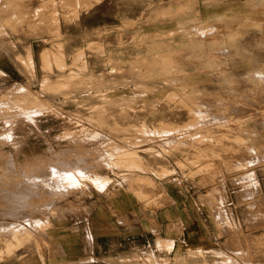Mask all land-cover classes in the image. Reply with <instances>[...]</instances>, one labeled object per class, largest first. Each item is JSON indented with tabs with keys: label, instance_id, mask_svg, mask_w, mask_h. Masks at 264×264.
I'll return each mask as SVG.
<instances>
[{
	"label": "crops",
	"instance_id": "obj_1",
	"mask_svg": "<svg viewBox=\"0 0 264 264\" xmlns=\"http://www.w3.org/2000/svg\"><path fill=\"white\" fill-rule=\"evenodd\" d=\"M228 36L237 42H221ZM261 37V0H0V104L14 100L21 87L30 98L47 103L43 111H30L32 119L0 108V179L9 155L21 164L39 158L31 145L33 133L45 142H61L55 152L70 150L73 158L76 150L105 146L96 134L110 132L115 119L127 130L157 114L161 123L186 128L162 137L164 144L169 138L189 140L198 126L187 125L197 122V115L190 108L173 112L163 101L185 100L192 107V100H200L207 110L227 99L234 118L231 140L214 137L202 145L214 149L209 156L189 144L161 155L142 149L147 170L111 174L103 190L88 180L86 190L63 195L67 204L57 198L61 213L43 233L37 232V218L44 219L49 195L34 199L41 203L34 226L23 219L17 222L37 232L35 238L0 264H245L237 254L240 239L251 248L253 264H264V254L256 255L254 248L264 234V171L239 170V154H232L231 165L214 158L229 154V148H246L236 133H242L243 142L264 147L255 143L264 140L252 139L264 132L256 130L254 120L242 131L234 125L254 112L248 110L256 98L248 77L264 63V49L257 43ZM192 39L204 47L201 51L230 52L232 58L193 60L186 55ZM214 39L220 43L213 44ZM47 52L48 62L43 57ZM220 67L234 73L231 91L213 90L227 81L207 69ZM176 68L182 74L175 75ZM46 77L55 90L43 86ZM241 83L247 86L238 90ZM193 84L205 91L192 92ZM12 174L13 185L19 178ZM145 176L155 185L145 187L149 195L142 199L133 185ZM8 191L0 189V213L11 208ZM14 221L0 215V222Z\"/></svg>",
	"mask_w": 264,
	"mask_h": 264
},
{
	"label": "rangeland",
	"instance_id": "obj_2",
	"mask_svg": "<svg viewBox=\"0 0 264 264\" xmlns=\"http://www.w3.org/2000/svg\"><path fill=\"white\" fill-rule=\"evenodd\" d=\"M251 1H254V0H251ZM78 3H81V0H78ZM261 3H262V6H264V0H261ZM212 26L217 27L215 24H213ZM242 37L243 36L238 37V38H242ZM256 38L258 39L260 37H256ZM261 38H262V40H260V42H257V43L261 44L263 49H264V37H261ZM236 39H237V37H235V36H233V37L228 36V37H225L223 40H221V42H224V43H233L234 42V43H236L237 42ZM212 42H213V44H219L220 40L214 39ZM199 43L200 42H198L195 39L191 40V42H190V44H192L191 49H192V51H194L193 52L194 54L192 53V51L187 52L186 53L187 57H189L193 60H205V59H209V60L219 59V60H221L223 57L224 61L226 60V58H229V59L232 58V53H230V52L206 53L204 51H201L204 47L202 45H200ZM197 50H200V51H197ZM191 54L193 55V58H192ZM234 54L240 55V57L244 56V53H242V52H239V53L236 52ZM176 55H178V53H176ZM43 56H44V59L47 61L50 55L47 52ZM163 56L165 59H168V55H163ZM257 57H260V56L257 55ZM262 57H263V55H262ZM178 70H179V68L175 69V72H174L175 75L182 74V72H180ZM207 70L209 71V73L214 72V73H218L220 75H224L225 79L227 81V84H224V85L223 84L218 85V86L214 85L213 90H224V91L225 90H227V91L232 90V86H233L232 85V83H233L232 76L234 75V73H232L231 68H225V67L221 68L220 67V68H209ZM256 72H258L260 74H257L256 78H255V77H253V75H254V73L256 74ZM245 74H247V72ZM248 79L250 81L254 82V83L251 82V86H254L253 92L254 91L256 92V93L254 92L255 93L254 96L256 98L254 99V101L253 100L251 101V103L249 105V109H248V110H250V113L252 111H254V112H252V115L249 114V115H246L245 117L242 116L239 119V121H236V123L234 125H235V127H238V129H240V131H242L246 122H248L249 120L250 121L254 120V123L256 124V130H259V129L264 130V63H260L259 66L255 67L254 69H251V73H250ZM256 79L258 82L256 81ZM49 83H50V81L46 77L43 81V86L50 87L51 89L55 90V85L49 84ZM172 86H174V85H172ZM182 86L183 85L180 86L181 90L186 91L187 87L186 86L182 87ZM236 86H237L238 90H243L242 87L247 86V85L241 83L239 85L237 84ZM239 86L241 87L240 89H239ZM199 89L200 88H197L196 85H194V84L192 85L191 90L192 91L194 90L193 92H199ZM27 90L25 87L19 88V90H17L15 92L17 94L15 99L9 100V101H7V99H5L7 102L5 101L6 102L5 105L0 104V108H7L8 107V108H10V111L13 108V110L18 114V116H26L27 118H30V119H32V115L30 114V111L32 109H36L37 111H43V110L47 109V103L45 101L38 100L37 98H35V99L30 98ZM204 90L205 89H202V90L200 89V91H204ZM239 100L240 101H238V103H244V100H242V99H239ZM228 101L229 100H227V99L216 101V102H223L222 103L223 106L214 105L213 109H207V110L202 109V104H201L202 101H200V100H195V99L192 100L191 101L192 107L188 105L189 101H185V100H182V101H180V100L163 101L169 107L172 108L173 112H178L181 109L190 108L191 112L194 115H197L196 116L197 122H191L187 126H193V127L198 126L195 133H192L191 136H189L190 137L189 140H186V139H188V138H186L185 140L175 139L173 141L171 138H169V139H167L168 141L166 140V142H165V144L167 143V146L162 142V137H166L169 134H173V133L175 134V133L181 132L186 128H183L185 126L181 127V126H176V125H172L169 123H161V121L158 120L157 114H152L149 117H147V116L143 117L144 122H142L141 125L143 123H144V125H142V126L139 125L138 127L135 125L133 127V129L128 127L127 130L120 126V123L117 119L113 120V125H112L113 127H111L110 132H107V133L103 132V133H97L96 134V139L97 140L101 139V140L105 141V146L98 147L92 151L91 150H82V149L76 150L75 155L77 157L75 156L74 158H72L70 156L71 155L70 150L68 152L69 154L66 152H60V153L55 152L56 151L55 146H57V144L61 145V142L56 141V139H54L53 141L50 140L49 142L48 141L45 142V140L43 141V138H38L37 134L33 133L32 139H34L35 141H33L31 145H33L35 148V149H33V151L36 152V154L34 156H36V157L38 156L39 158L38 159L35 158V161L33 163L21 164V163H17L15 161V159L13 158V155H9V157L4 162V166L2 169V172H3L2 175L3 176H1V179H0V186H1L0 189L1 190H8L7 187H5L1 181L3 179L2 177H4V172L6 170H9L12 173L13 172L16 173L19 180L23 181L24 184H28V186L32 189L31 190L32 195H31V193H29L26 190V187H22L25 190L18 188L19 189L18 191L16 190V191L12 192L10 190L6 194V196H8V201H9V204L11 205V208H8L7 210L5 209L6 211L5 210L1 211L0 215L10 216L12 218H15L16 221L10 222V223L0 222V230L6 229V232L0 231V240H1L0 241V250H1L0 253L6 257L7 254H6V252L4 253V251L6 249L10 252V254H12L18 247H20V245H18V241L20 239L25 238V234H24L25 231L30 230V231L35 232L31 228L26 227V226L22 225L21 223L17 222V221H20L23 219V220L28 221L31 224V226H32V224L34 226V224H35L34 212L37 210L38 211L41 210V205H39L41 203L38 202V203L32 204L33 206L31 205L32 215H31L29 208H27L28 211H26L24 216H23V212H21L22 209H25L24 204H26V202L28 203V200L30 198L34 201V199H41V198H43V196L48 194L49 195L48 200L45 203L47 208H48V211L46 212L44 218H46V216H48V215H50L51 217H55L56 215H60V213H61V212H59V208L61 210V207L59 206V208H58L56 205L57 198L61 199L59 204H65V203L67 204L68 203V197L65 198V197H63V195L69 194L72 191V189H77L79 191L86 190L88 188V180H90L92 182V184H94L96 186V188H98L99 190H103L111 182V180H112L111 174L118 177L120 170H122L123 173L136 172L138 169L139 170L140 169L147 170L148 168L144 166L142 156L139 154L140 150H142V149H145V151L151 150V151H154L155 153L161 155V153H170L172 150L178 149V147H181L184 144H189L191 146H194V148L201 155H208L210 152L214 153V149L211 146L203 147L202 144L204 145V144H207V142L213 141L214 137L215 138L219 137V138H223V139L228 138L230 140H231V138H233L232 137V131H233L232 122H233L234 118H233V116H231L230 110L227 109L230 105V103L228 104ZM8 102H9V104H8ZM112 104L114 105L115 102H113ZM261 108H262V110H261ZM0 113H3V111H0ZM214 114L215 115L218 114V115L215 116ZM198 115H200V117H198ZM206 118H210V119L207 120ZM212 119H214L215 121L214 120L212 121ZM100 121L103 123L104 117H100ZM201 122H202V124H201ZM207 122H211L213 125L208 126L209 123H207ZM229 123H231V124H229ZM205 125L210 127V129L208 127L206 129H203V127H205ZM215 125H216V127H214ZM211 127L214 130V131L212 130L213 132L211 131ZM199 131H200V133H199ZM202 131L204 133H207L210 131L209 132L210 134H208V133H207L208 135L203 134ZM215 131H217V132H215ZM212 133H213V135H212ZM262 133L263 134H261V135L257 133L256 135H254L253 138L252 137L251 138L254 140H257V141L258 140H264V132H262ZM196 134H198V135H196ZM201 134H202V136H199ZM194 135H196L197 138ZM1 137L7 138L6 135H4V134H2ZM235 138L238 139L239 142L244 143L246 145V148L240 147L238 149H233V151H232V148H229V150H228L229 154H227V153L226 154H214V158L219 157L226 164L227 162H229L230 159L233 158L232 154L235 153L234 158H237L236 154H239V160L241 161L239 170L242 171V170H247V169L251 168L252 170H255L258 172L264 171V147L252 145L250 142H247V141L243 142L245 139H244L242 133H239V134L236 133ZM255 143L257 145H262V144L264 145L263 142H259V141L255 142ZM128 145H129V147L133 146L134 148H126ZM241 145H243V144H241ZM226 149H228V148H226ZM246 150H248V151H246ZM250 150H252V151H250ZM98 154L101 156L102 159L100 157L98 158V156H99ZM103 154H105V155H103ZM67 155H69V157ZM89 156H91V157H89ZM249 156H255L253 162H249V160H248ZM81 157H82V159H81ZM206 157L204 159H206ZM69 158L72 159L73 161L68 160ZM19 159L22 160V158H19ZM49 159H60L63 163H65L67 165L66 168L69 171H68V174H63V176H67V177L60 178L59 177L60 175H56V174H51L49 177H47L46 174L39 172V168L43 165L42 163H44V161L49 160ZM75 160H77V161H75ZM41 161H43V162H41ZM73 162H77V163L75 164ZM70 165H71V168H70ZM229 165H231L230 162H229ZM4 169H6V170H4ZM77 169L79 170V172L77 171ZM81 169L82 170L84 169V170L82 171ZM216 169L213 168V169H210V171L213 172V171H216ZM229 169L231 170V166H229ZM82 172H84L85 175ZM71 174H72V176H70ZM78 174H80V175H78ZM138 179H140V180H138L137 184L133 185V187L138 189L139 197L144 199V198L148 197V195H149V193H147L145 191V189H146L145 187H151V186H154L155 184H154L153 179L150 176L149 177L148 176L140 177ZM60 183H62V184L60 185ZM68 185H69V187H68ZM158 192L160 193L161 191H158ZM24 200H26V202ZM34 205H38V206L35 207ZM37 220H38V218H37ZM39 220L37 221L38 222L37 232L43 233L45 228L48 227V225H45V221H44L45 219L40 220L42 223ZM42 224H44V225H42ZM12 232L15 233V236H14V234H12ZM4 240L7 243L3 245ZM8 240H10V242H8ZM240 242H241V245L237 249V254L239 255L240 259L243 260V262L245 264L256 263L255 260L253 259L254 255L250 253L251 248L244 245L241 239H240ZM255 243L256 244H255L254 248L256 250V255H260V254L263 255L264 254V234L261 235L260 237H258ZM243 247L245 249H247V253H245ZM10 248H11V250H10ZM12 250H14V251H12ZM5 257L0 258V260L4 259ZM229 259L230 258H226V260H229ZM204 261H206V264H209L207 260H204ZM186 262H187V264H190L189 261H186ZM225 263H227V262L222 261L220 264H225ZM193 264H201V263H199L197 261Z\"/></svg>",
	"mask_w": 264,
	"mask_h": 264
},
{
	"label": "bare ground",
	"instance_id": "obj_3",
	"mask_svg": "<svg viewBox=\"0 0 264 264\" xmlns=\"http://www.w3.org/2000/svg\"><path fill=\"white\" fill-rule=\"evenodd\" d=\"M96 1V0H95ZM91 6H92V4H91ZM29 15V14H28ZM25 16V15H24ZM56 17V16H55ZM24 18V17H23ZM23 20V19H22ZM22 20H20V21H22ZM18 22V21H17ZM206 28H207V26H206ZM203 31V30H202ZM212 31V30H211ZM215 32V31H214ZM201 33V32H200ZM203 33V32H202ZM201 33V34H202ZM212 33V32H211ZM202 36V35H201ZM194 51H192V53H193ZM194 54V53H193ZM189 55V54H188ZM192 55V54H191ZM196 55V54H195ZM44 57V56H43ZM196 57V56H195ZM192 58H193V55H192ZM256 76V75H255ZM259 79V78H258ZM256 81H257V79H256ZM258 82V81H257ZM261 84V83H260ZM197 90V89H196ZM202 90V89H201ZM254 90V89H253ZM194 91V90H193ZM192 91V92H193ZM199 91H200V89H199ZM205 91V90H204ZM255 92V91H254ZM256 93V92H255ZM188 94V93H187ZM196 94V93H195ZM198 94V93H197ZM196 94V95H197ZM193 95H194V93H193ZM217 99V98H216ZM213 100H215V99H213ZM237 101H240V100H237ZM247 101V100H246ZM229 104V103H228ZM225 105V104H224ZM223 106V105H222ZM249 106V105H248ZM237 107V106H236ZM257 107V106H256ZM238 108V107H237ZM213 109V108H212ZM224 109V108H223ZM216 110V109H215ZM235 110V109H234ZM246 110V109H245ZM261 110H262V108H261ZM214 111V110H213ZM212 111V112H213ZM226 111V110H225ZM237 111V110H236ZM242 111V110H241ZM219 112V111H218ZM224 112V111H223ZM240 112V111H239ZM237 113V112H236ZM257 113V112H256ZM213 114V113H212ZM215 115V114H214ZM216 115H218V114H216ZM215 115V116H216ZM238 116V115H237ZM209 117V116H208ZM212 117V116H211ZM217 118V117H216ZM207 120L208 119H210V118H206ZM223 119V118H222ZM226 119V118H225ZM214 119H212V121H213ZM203 121V120H202ZM215 121V120H214ZM204 123V122H203ZM208 123V122H207ZM201 124H202V122H201ZM218 124V123H217ZM229 124H231V123H229ZM141 125V124H140ZM142 125H144V123L142 124ZM141 125V126H142ZM197 125V124H196ZM219 125V124H218ZM113 127V126H112ZM117 127V126H116ZM214 127H216V125L214 126ZM209 129H210V127H208ZM200 129V128H199ZM119 130V129H118ZM122 130V129H121ZM213 129H212V127H211V131H212ZM217 130V129H216ZM201 131V130H200ZM200 131H199V133H200ZM214 131V130H213ZM212 131V132H213ZM219 131V130H218ZM221 131V130H220ZM203 132V131H202ZM201 132V133H202ZM210 132V131H209ZM209 132H207L208 134H210ZM215 132H217V131H215ZM228 132V131H227ZM157 133V132H156ZM198 133V134H199ZM207 133H204L203 132V134H207ZM198 134H196V135H198ZM207 134V135H208ZM196 135H194V136H196ZM212 135H213V133H212ZM199 136H202V134L201 135H199ZM204 136V135H203ZM196 138H197V136H196ZM174 140V139H173ZM204 140V139H203ZM168 141V140H167ZM203 145V144H202ZM250 146V145H249ZM250 149V148H249ZM92 151V150H91ZM244 151V150H243ZM246 151H248V150H246ZM250 151H252V150H250ZM249 151V152H250ZM90 152V151H89ZM93 153V152H92ZM231 153V152H230ZM251 153V152H250ZM88 154V153H87ZM86 154V155H87ZM225 154V153H224ZM232 154V153H231ZM230 154V155H231ZM75 155V154H74ZM79 155V154H78ZM83 155V154H82ZM99 155V154H98ZM103 155H105V154H103ZM110 155V154H109ZM76 156V155H75ZM80 156V155H79ZM229 156V155H228ZM77 157V156H76ZM83 157V156H82ZM82 157H81V159H82ZM87 157V156H86ZM85 157V158H86ZM89 157H91V156H89ZM101 158V156L99 155L98 156V158ZM106 157V156H105ZM236 157L238 158V156H237V154H236ZM242 157V156H241ZM253 157H255V156H253ZM252 157V158H253ZM57 158V157H56ZM63 158V157H62ZM74 158V157H73ZM79 158V157H78ZM93 158V157H92ZM104 158V157H103ZM108 158V157H107ZM226 158V157H225ZM244 158V157H243ZM251 158V159H252ZM89 159V158H88ZM94 159V158H93ZM102 159V158H101ZM246 159V158H245ZM244 159V160H245ZM259 159V158H258ZM261 159V158H260ZM65 160V159H64ZM68 160H72V159H68ZM95 160V159H94ZM100 160V159H99ZM106 160V159H105ZM242 160V159H241ZM66 161V160H65ZM73 161V160H72ZM75 161H77V160H75ZM79 161V160H78ZM89 161V160H88ZM107 161V160H106ZM41 162H43V161H41ZM87 162V161H86ZM103 162V161H102ZM105 162V161H104ZM73 163H77V162H73ZM79 163V162H78ZM82 163V162H81ZM108 163V162H107ZM43 164V165H42ZM41 165V167L39 168V172H42V173H44V174H46V176L47 177H49L51 174H56V175H60L59 177L60 178H63V177H67V176H63V174H68V171L69 170H67V165L65 164V163H63L60 159H49V160H46V161H44V163H42ZM93 164V163H92ZM104 164V163H103ZM234 164V163H233ZM74 165V164H73ZM82 165V164H81ZM78 166V165H77ZM76 166V167H77ZM75 167V168H76ZM79 167V166H78ZM84 167V166H83ZM87 167V166H86ZM70 168H71V165H70ZM91 168V167H90ZM93 168V167H92ZM79 169V168H78ZM77 169V171L79 172V170ZM87 169V168H86ZM85 169V170H86ZM4 170H6V169H4ZM82 170V169H81ZM84 170V169H83ZM82 170V171H83ZM73 173V172H72ZM81 173V172H80ZM82 173H84V172H82ZM12 174V172L11 171H9V170H6L5 172H4V177H3V179H2V184L5 186V187H7V189H9L10 190V188H13L12 186H15V187H17V191L19 190L18 188H21V189H24V188H22V187H26V190L29 192V193H31V195H32V189L28 186V184H24V182L23 181H21V180H19V179H17L16 181H13L14 183H13V185H12V182H11V177H14L15 178V176H13V174ZM70 174V173H69ZM78 175H80V174H78ZM82 175V174H81ZM84 175H85V173H84ZM70 176H72V174L70 175ZM80 177V176H79ZM84 177V176H83ZM82 178V177H81ZM86 178V177H85ZM15 180V179H14ZM61 181V180H60ZM62 182V181H61ZM62 183H60V185H61ZM1 187V186H0ZM4 187V188H5ZM14 187V188H15ZM61 187V186H60ZM68 187H69V185H68ZM72 187V186H71ZM74 187V186H73ZM25 190V189H24ZM8 191V190H7ZM12 192H13V190H11ZM16 191V190H15ZM9 192V191H8ZM20 192V191H19ZM17 193V192H16ZM21 193V192H20ZM19 193V194H20ZM15 195V194H14ZM24 198V197H23ZM26 199V198H25ZM23 201V200H22ZM25 202H26V200H24ZM32 204H35V202L30 198L29 200H28V203L26 202V204H24V207H25V209H22L21 210V212H23V216H24V214L26 213V211H28L27 210V208H29V210H30V212H31V215H32V208H31V205ZM40 205V204H39ZM33 206V205H32ZM35 207L36 206H38V205H34ZM34 208V207H33ZM37 209V208H36ZM54 211V210H53ZM45 220V225H48V226H50V225H52L51 224V220H52V217L50 216V215H48V216H46V218H44ZM36 220V219H35ZM39 220V219H38ZM37 220V221H38ZM42 220V219H41ZM40 221V220H39ZM43 221V222H44ZM41 222V221H40ZM42 223V222H41ZM42 225H44V224H42ZM70 229V228H69ZM12 234H14V236H15V233L14 232H12ZM25 238L24 239H20L19 241H18V245H23L24 244V242L25 241H28V240H33V237L37 234L36 232H33V231H30V230H27V231H25ZM38 237V236H37ZM32 238V239H31ZM35 238V237H34ZM1 241V240H0ZM8 242H10V240H8ZM47 242V241H46ZM7 242L4 240V242H3V245L4 244H6ZM5 247V246H4ZM16 247V246H15ZM9 248V247H8ZM13 248V247H12ZM243 249H244V251H245V253H247V249H245L244 247H243ZM10 250H11V248H10ZM1 251V250H0ZM12 251H14V250H12ZM6 252V256H8L9 254H10V252L8 251V250H6L5 249V251H4V253ZM2 257H5L3 254H1L0 253V258H2ZM195 262H197V261H194V263ZM183 264H187V262L186 261H184V263ZM190 264H193V263H190ZM201 264H206V261H203Z\"/></svg>",
	"mask_w": 264,
	"mask_h": 264
}]
</instances>
